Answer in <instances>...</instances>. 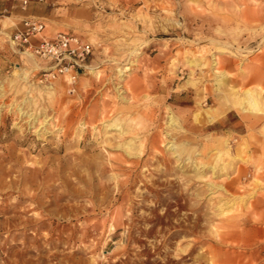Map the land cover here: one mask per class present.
<instances>
[{
    "label": "rangeland",
    "instance_id": "obj_1",
    "mask_svg": "<svg viewBox=\"0 0 264 264\" xmlns=\"http://www.w3.org/2000/svg\"><path fill=\"white\" fill-rule=\"evenodd\" d=\"M4 1L0 264H264V151L235 152L238 136L247 138L234 130L245 120L235 110L221 129H192L195 91L214 78L196 85L201 71L188 63L264 66V29L223 22L264 0H227L232 9L211 0H31L26 13L45 19L46 37L92 47L85 65L62 73L12 43L23 15L19 0ZM213 39L252 48L232 55ZM224 137L237 159H218L214 139Z\"/></svg>",
    "mask_w": 264,
    "mask_h": 264
},
{
    "label": "bare ground",
    "instance_id": "obj_2",
    "mask_svg": "<svg viewBox=\"0 0 264 264\" xmlns=\"http://www.w3.org/2000/svg\"><path fill=\"white\" fill-rule=\"evenodd\" d=\"M257 3H259L257 4L258 7L253 8L249 6H240L239 9H234L235 12L233 11V13H229V17L223 18V22L226 23L228 27H231L232 20L237 21L241 19V21L244 20L246 23L249 22L256 24L257 28L259 29H264V5H261V2ZM210 4L215 9L233 8L231 5L232 3L230 4L228 1L224 2L222 0H211ZM228 29L231 32L233 31L230 28ZM202 39L204 38L201 37L198 40L194 39V41L200 43ZM212 41L217 42L214 43V45L219 44L218 48H230L227 46V43L225 41L223 42L222 40L216 39H213ZM250 44L251 43H249V45ZM251 48H249V46L243 45V43L241 44L238 42L234 49L233 47H231L230 49L232 55H234L238 53L242 54L244 51L248 52L249 50L247 49ZM201 50L204 51L205 48L201 47ZM206 50L204 52L210 51V49ZM242 55L244 56V54ZM221 59L215 58L213 60H209L207 57L201 56L199 59L195 58L188 62L190 63V67L192 68V74H195L196 71H201V78L199 77V79H193L195 84L196 81L203 83V81H207L209 77L214 78V87H209V84H204L202 86V91H200V89H197L195 91L197 97V112L194 116L195 126H193L192 129H198L204 132L216 130L219 128L221 129L225 125V123L223 122L224 120L221 121V118L224 119V117H226L227 115L229 117L230 115L232 116L233 114L229 112L235 110L239 112L245 120H240L234 126V130L240 131L241 133L243 131L247 132V138H245L244 136H238V139L234 144L236 145L235 152L242 153L249 152L251 150L264 151V66L257 65L253 70L248 71H246L245 69L240 70L239 67L227 68V66L224 65L225 63L223 64V59ZM259 61L260 60H258V62ZM204 69L208 70L204 71ZM17 73L18 71H16L15 74ZM25 74H27V72H25ZM25 77L26 76H24V78ZM70 79L73 81L74 77H71ZM186 101L189 102L190 99ZM210 103L215 105L217 104V106L213 108V106L211 105L209 108H205L209 106ZM175 120L176 119H174V117L172 116L171 124H173ZM120 124L121 122H115L112 125L119 126ZM122 132L124 133V130ZM232 142L233 139L229 137L214 139V146L219 150L218 159H221L223 155L231 157V160L237 159L232 155ZM126 144L128 150L131 151V153H136V145L130 144L129 142H127ZM229 164L230 163H224L223 168L221 169L227 168Z\"/></svg>",
    "mask_w": 264,
    "mask_h": 264
},
{
    "label": "built area",
    "instance_id": "obj_3",
    "mask_svg": "<svg viewBox=\"0 0 264 264\" xmlns=\"http://www.w3.org/2000/svg\"><path fill=\"white\" fill-rule=\"evenodd\" d=\"M25 8L31 0H19ZM9 9L0 0V23L4 17H9ZM46 22L43 17L29 14L24 15L15 24L9 34V39L15 46L21 47L39 58L53 62L56 71L62 73L66 69H75L85 65L92 47L78 37H68L58 34L54 37H46L44 31Z\"/></svg>",
    "mask_w": 264,
    "mask_h": 264
},
{
    "label": "crops",
    "instance_id": "obj_4",
    "mask_svg": "<svg viewBox=\"0 0 264 264\" xmlns=\"http://www.w3.org/2000/svg\"><path fill=\"white\" fill-rule=\"evenodd\" d=\"M40 1H43V0H40ZM5 1L3 0V3H4ZM20 2V1H19ZM32 2V1H31ZM31 2L25 7V8H23V6L21 5V2H20V10L22 11V12H20V13H22V15L24 16V15H29V14H33V15H37V16H40V14H38L37 12H32V13H26L29 9H30V7H31ZM5 4V6H6V3H4ZM7 7V6H6ZM8 8V7H7ZM10 11V10H9ZM41 17V16H40ZM7 19H10V17H6Z\"/></svg>",
    "mask_w": 264,
    "mask_h": 264
}]
</instances>
